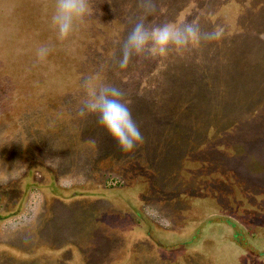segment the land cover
<instances>
[{"label": "trees", "instance_id": "obj_1", "mask_svg": "<svg viewBox=\"0 0 264 264\" xmlns=\"http://www.w3.org/2000/svg\"><path fill=\"white\" fill-rule=\"evenodd\" d=\"M111 1L108 4L114 13L97 15L114 28L106 34L101 27L80 24L78 45L63 46L72 63L54 72L58 76L76 74L79 87L85 78L93 77L122 89L145 144L134 154H125L109 136L103 147L114 149L115 158L127 159L133 177L124 182L125 169L120 163V177L110 175L104 187L60 188L50 199L62 204L106 200L129 210H124L122 219L111 222L112 242L122 245L117 233L122 227L125 245V256L113 259L112 264H129L135 251L129 240L136 232L142 233L140 242L149 240L156 252L192 251L204 264H264V0H151L156 7L145 17L146 24L197 21L205 31L223 29V39L164 61L134 57L127 69H120L115 61L133 22L145 15L139 7L142 0ZM174 1L178 8L171 10ZM88 33L98 41L88 43ZM83 97L84 93L75 99L76 106L80 107ZM91 117L97 121L95 115ZM25 129L15 127L10 138H25L29 133ZM6 146L22 148V142H1L0 162ZM243 153L247 157L241 161L238 156ZM136 157L137 167L131 161ZM209 159L217 163L215 176L220 183L229 181L212 183V202L205 199L206 188L199 190L200 197L192 196L197 203L178 213L180 225L170 219L158 223L140 208L148 193L155 201L171 203L181 194L166 188L174 175H183L184 181L198 177ZM30 167L31 175L47 168L35 163ZM25 179H29L28 172L0 185V192L16 184L18 193Z\"/></svg>", "mask_w": 264, "mask_h": 264}, {"label": "rangeland", "instance_id": "obj_2", "mask_svg": "<svg viewBox=\"0 0 264 264\" xmlns=\"http://www.w3.org/2000/svg\"><path fill=\"white\" fill-rule=\"evenodd\" d=\"M25 1L30 3V8L22 9L21 0H0L4 7L11 8L13 4L17 8L13 14L0 15V144L4 140L12 142V145L17 139L22 142V148L5 147L0 162V185L16 180L24 172L29 174L18 193L14 190L16 184H11L10 190H6L8 185L0 192V264H112L113 259L125 256V245L122 227L117 231L122 245L112 242L114 228L111 222L122 219L124 210H129L124 205H114L106 200L62 204L50 197L60 188L88 190L98 184L104 187L110 175L120 177V163L125 169L123 180L130 179L133 177L131 165L126 164L127 159L115 158L114 149L110 151L103 147L109 134L91 115L86 118L77 115L80 107L76 106L75 99L84 91L81 88L77 92L81 86L77 85L76 74L58 76L54 72L59 71L61 65L72 63L63 46L78 45L82 27L78 25L70 41L61 42L51 24L55 0ZM106 2L89 0L91 15L86 18L84 26L101 27L106 34L114 28L102 22L101 15H97L114 13L108 2L106 7ZM111 5H114L113 1ZM177 8L174 1L171 10ZM0 14L4 11L0 10ZM31 15L37 16L27 21ZM22 24L26 28H22ZM9 29L17 37L10 39L5 32ZM22 34L27 39L24 40ZM88 35V43L98 41L90 33ZM41 46L51 49L44 60L37 56V49ZM80 47L85 46L81 44ZM21 126L29 133L25 138L16 134L12 140L10 135L15 132V127ZM244 153L238 156L241 161L247 157ZM131 161L137 167L139 157ZM210 161H204L198 177L184 181L183 175H174L173 183L166 188L181 194L172 198L171 203L170 200L155 201L153 194L148 193L141 200L144 205L140 208L143 210L145 206L153 205L173 224L180 225L176 222L180 218L178 213L197 203L192 196L200 197L202 193L199 190L206 188L205 199L209 198L211 202L215 197L212 183H220V179L215 176L217 163ZM34 163L47 168L40 172L32 171L31 175L29 167ZM41 180L43 183L39 184ZM228 181L222 182L226 184ZM115 211L117 214L112 216L111 212ZM141 234L136 232L129 240L135 247L129 264H204L192 251L189 254L182 251L156 252L149 240L140 242ZM69 244L75 247L65 248Z\"/></svg>", "mask_w": 264, "mask_h": 264}, {"label": "clouds", "instance_id": "obj_3", "mask_svg": "<svg viewBox=\"0 0 264 264\" xmlns=\"http://www.w3.org/2000/svg\"><path fill=\"white\" fill-rule=\"evenodd\" d=\"M139 7L144 9L145 15L133 22L131 31L122 43L121 55L115 61L120 69H127L134 57L159 58L164 61L173 56L192 54L223 39V29L205 31L197 21L146 24L145 17L153 13L156 6L151 0H142ZM90 15L89 0H55L51 24L57 32L58 40H70L77 26L85 23ZM50 51L48 46H41L37 49V56L44 60ZM81 88L84 97L77 112L79 117L95 115L99 126L106 130L125 154H134L145 144L140 126L133 119L130 101L126 99L122 89L111 83L96 81L93 77L85 78ZM145 213L158 222L168 219L153 205H148Z\"/></svg>", "mask_w": 264, "mask_h": 264}, {"label": "flooded vegetation", "instance_id": "obj_4", "mask_svg": "<svg viewBox=\"0 0 264 264\" xmlns=\"http://www.w3.org/2000/svg\"><path fill=\"white\" fill-rule=\"evenodd\" d=\"M21 7H22V9H24V8H30V3L29 2H27V1H25V0H21ZM13 6V7H12ZM10 7L11 8H8V7H4V3H0V10L1 11H4V14H0V15H2V16H4L5 14H13L14 13V11L17 9V8H15V6L13 5V4H11L10 5ZM32 16V15H31ZM37 15H33L32 17H30V16H28L27 18H26V20L27 21H29L30 19H32L33 20V17H36ZM25 25V24H24ZM23 24H22V28H26V27H23L24 26ZM5 32L7 33V35H8V37L11 39V38H13L14 36L15 37H17V34H15L14 33V31L13 30H11V29H9V30H5ZM24 36H25V34H22V36L21 37H23V39L25 40V39H27V38H24ZM36 36H37V34H36ZM34 46L36 45L35 43H34V41H33V43H32Z\"/></svg>", "mask_w": 264, "mask_h": 264}]
</instances>
